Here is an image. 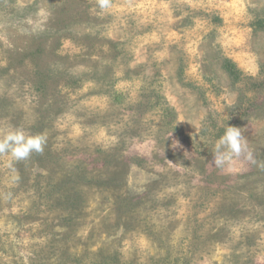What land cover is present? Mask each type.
Instances as JSON below:
<instances>
[{"label": "rangeland", "instance_id": "rangeland-1", "mask_svg": "<svg viewBox=\"0 0 264 264\" xmlns=\"http://www.w3.org/2000/svg\"><path fill=\"white\" fill-rule=\"evenodd\" d=\"M227 126L256 163H211ZM14 129L0 264H264V0H0Z\"/></svg>", "mask_w": 264, "mask_h": 264}, {"label": "clouds", "instance_id": "clouds-1", "mask_svg": "<svg viewBox=\"0 0 264 264\" xmlns=\"http://www.w3.org/2000/svg\"><path fill=\"white\" fill-rule=\"evenodd\" d=\"M97 6L102 12L108 10L111 7V0H97ZM46 143L47 136L43 133L28 135L23 129H14L0 138V155L10 156L9 167H11L13 162L26 160L32 153L42 154ZM241 157L256 163L239 128L227 126L224 134L215 144L211 163L218 169L231 170L232 164Z\"/></svg>", "mask_w": 264, "mask_h": 264}, {"label": "trees", "instance_id": "trees-1", "mask_svg": "<svg viewBox=\"0 0 264 264\" xmlns=\"http://www.w3.org/2000/svg\"><path fill=\"white\" fill-rule=\"evenodd\" d=\"M227 68H229V67H227Z\"/></svg>", "mask_w": 264, "mask_h": 264}]
</instances>
